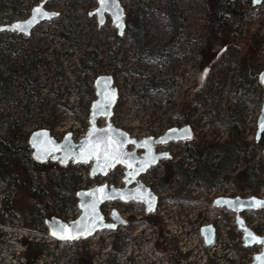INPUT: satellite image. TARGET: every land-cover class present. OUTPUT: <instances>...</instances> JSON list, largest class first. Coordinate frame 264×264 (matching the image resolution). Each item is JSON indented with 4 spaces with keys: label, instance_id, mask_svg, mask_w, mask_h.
<instances>
[{
    "label": "rangeland",
    "instance_id": "rangeland-1",
    "mask_svg": "<svg viewBox=\"0 0 264 264\" xmlns=\"http://www.w3.org/2000/svg\"><path fill=\"white\" fill-rule=\"evenodd\" d=\"M119 1L125 8L129 29L133 32L142 30L141 54L130 35L118 36L110 16L107 23L100 27L97 16L90 15L98 8V0H47L44 8L59 13V17L42 23L30 36L0 34V77L11 83L9 98L2 102L0 108V137L23 148L29 145L32 134L47 130L58 142L63 141L67 134H73L74 142L79 143L91 126V106L97 99L95 80L99 76L110 75L120 93L112 117L114 127L127 132L132 138L142 140L189 126L194 132L193 148L229 141L246 143L248 152L239 160L237 172L231 174L219 188H224L221 194H231L234 198L264 197V156L262 150L256 147L257 121L264 89L261 96L257 93L259 83L245 92L235 90L239 75L237 60L242 55L238 43L252 33L258 34L261 42L259 66L264 70V3L244 19L229 44L211 51L212 55H217L216 63L214 67L212 62L209 63L206 68L209 76L202 83L201 53L207 25L205 0ZM42 2L44 0H0V25L28 19L32 9ZM237 7L247 10L250 5L244 0H237ZM169 12L180 20L177 31ZM86 50L96 51L97 67L81 75L79 59ZM80 76L82 84L79 83ZM98 126L105 127L106 121H99ZM258 144L264 149V137ZM186 149L187 145L178 144L170 150L174 155L173 164L193 171L195 166L186 157ZM20 155L31 157L24 177L12 172L9 160L0 156V249L6 252L10 248L16 249L13 240L20 234L17 230L19 223L16 216L12 218V214L26 220L29 230H33L34 226H43L41 208L32 199L33 194L43 191L45 203L50 206L54 203L51 207L54 216L51 218L57 215L55 205L62 203L58 199L57 188L49 183V176L57 178L60 170L52 163L43 170H37L32 164L33 152L21 151ZM220 157L215 155L214 164L218 163ZM249 165H257L258 178L252 191L243 192L235 187L234 179ZM166 166L165 162L160 163L142 179L159 195L158 211L154 216L163 218L164 225L170 230L164 228L162 232L172 237L163 236L164 242L161 237L158 244L171 252L175 247L176 251H180L182 246L192 250L196 241L195 227L210 223L213 219L217 221L212 211L211 193L200 192L199 195V190L192 185L184 190L177 203L169 202L167 197L183 191L185 185L173 179L161 191ZM91 169V165L67 169L64 182L69 186L72 204L68 205L69 209L74 210L73 195L77 190H88L104 184L115 188L125 187L124 168L119 167L106 178L99 177L94 182L88 177ZM3 172L8 175L3 177ZM229 188H234V192ZM192 194H195L193 198L196 201L190 198ZM113 211H118L125 220L133 219L131 228L119 229L115 234H98L88 243L55 247L53 251L56 252L49 254H46L45 230L32 233V243L26 254L29 264H35L42 258L45 264H49L50 257L58 264L70 255L76 259L69 261V264H100L101 260H105L102 256L106 255L103 254L107 253L116 237L125 244L118 256L121 260L117 261L118 264H174L178 254H164L156 244L150 246L154 237L150 228L144 229L141 223V218L146 216L142 207L109 204L103 210L107 221H110ZM29 217L32 218L31 224L27 221ZM196 217L198 221L193 222ZM243 217L254 232L264 236V211ZM234 219L230 218L219 226V245H223L222 240L225 241L223 228L230 227L233 231ZM5 237L8 238L6 241ZM234 237L239 236L234 233ZM165 238L172 242L169 246H166L168 241ZM38 245L42 248L37 249ZM216 248L221 257H227L222 247ZM249 251L248 255L242 257L233 253L237 257L235 263L251 264V256L259 254L261 248ZM130 253L136 255L131 258L133 261L129 258ZM122 254L126 261L122 259ZM215 254L218 252L215 251ZM209 255L205 252L203 257V251L196 248V252L192 250L194 259L186 260L183 255L182 259L177 258L176 264H204Z\"/></svg>",
    "mask_w": 264,
    "mask_h": 264
},
{
    "label": "water",
    "instance_id": "water-1",
    "mask_svg": "<svg viewBox=\"0 0 264 264\" xmlns=\"http://www.w3.org/2000/svg\"><path fill=\"white\" fill-rule=\"evenodd\" d=\"M46 1L44 0V2L34 7L28 19L0 25V34L9 33L30 36L34 29L42 23L59 17V13L48 11L44 8ZM263 3L264 0H253L252 4L257 7ZM37 7L42 9L45 13L44 16H34V10ZM90 15L97 16L100 27L107 23L108 16H110L112 24L118 30L119 37L125 35L127 29L126 11L119 0H110L106 9H101L99 4L98 8L91 12ZM16 25L24 26L23 30H15ZM258 80L264 89V70L259 74ZM95 89L97 99L91 106V126L86 137L79 143L74 142L73 134H67L63 141L58 142L47 130L35 132L29 140V147L33 152V161L38 165H47L51 162L59 164L62 168H67L72 163L74 165L93 164L92 179L106 178L119 167L126 170L125 187L123 189L104 184L77 193L76 198L81 216L74 223L66 224L56 217L47 221L46 225L50 238L59 244L88 241L104 232L116 233L120 227L126 225L125 220L118 211H113L110 216V222L107 221L106 216L103 214V209L109 204H137L144 206L146 215H155L159 206V196L140 179L150 169L157 167L161 162L171 159L169 153H157L156 147L166 146L171 143L191 142L194 139L193 130L189 126L171 129L158 139L147 138L140 141L132 138L130 134L114 127L112 124L114 110L120 98L119 90L115 87L114 78L110 75L99 76L95 80ZM101 120L106 121V126L103 128L98 126V122ZM262 121H264V100L257 121L256 143H260L264 137V131H261ZM93 130H95V136L92 135ZM98 139L103 141L100 144V149L104 148L105 143L113 144L115 142V147L118 151L109 149L110 154L116 157V159L110 160V166L104 167L102 163L101 167H97L96 158H88ZM139 153H142L141 157L138 156ZM128 165H131V167ZM100 189H103V191H99ZM213 206L218 209H225L235 215L236 228L242 234L244 247L248 249L261 248V252L254 255L251 264H264V243L258 242L264 241V236L256 234L242 216L245 213L264 211V199L258 197H220L213 201ZM77 224L80 227L70 232H65L60 227L69 226L71 228ZM200 233L207 247L214 245L217 230L213 225L202 227Z\"/></svg>",
    "mask_w": 264,
    "mask_h": 264
},
{
    "label": "trees",
    "instance_id": "trees-1",
    "mask_svg": "<svg viewBox=\"0 0 264 264\" xmlns=\"http://www.w3.org/2000/svg\"><path fill=\"white\" fill-rule=\"evenodd\" d=\"M244 1L250 5L249 9L247 10L238 9L237 0H205L207 25L206 36L204 38V49L201 53L202 83L206 82L207 77L209 76V72L206 71L209 63L212 62L213 67L216 63L217 55H212L211 51H213L216 47H224L229 44L231 42V38L235 35V32L241 27L244 19L256 9V7H254L252 4L253 0ZM169 16L173 22V27L177 31L181 25L179 18L175 17L172 12H169ZM129 34L132 36L136 46L138 45L140 47V54L143 53V41L139 31L133 32L130 29ZM12 36H14V34ZM238 45L242 50V55H240L237 60L239 75L235 90L239 92H245L250 90L254 84L259 83L258 77L263 71V69H261L259 66V57L262 47L259 36L256 33L250 34L245 38V40L240 41ZM97 61L98 55L96 51L86 50L84 55L79 59L81 75H84L88 71L95 70L97 67ZM211 68L212 66L210 67L209 71ZM205 72L206 74L203 76ZM79 83L82 84L81 76L79 77ZM10 88L11 83L7 79L0 77V108L2 102L8 100ZM257 93H259L260 96L263 94V88L261 85H259ZM262 101L263 98L261 99L260 103H262ZM182 111L184 112L183 108ZM191 145V142L187 144L186 157L195 166L193 171L185 170L180 165L168 164L166 166L165 178L161 185V191H164L169 186V182L173 179L182 181L185 185V187H182L183 191L180 190L174 195L167 197L169 202L173 201L172 203H177L178 200H180L179 197L183 195L184 190L187 187H191L192 185L196 186V188L203 194L209 195L210 193L214 192L217 188L225 184L231 174L237 172L239 160L242 158V156L247 154L249 148L246 143H240L237 141H229L223 144L216 143L204 148H193ZM256 147L262 150V154L264 156V149L261 147V145L256 144ZM21 151L32 152L29 145L23 148L16 147L14 146L13 142H7L0 137V156H3L9 160V165H11L10 167L13 170L12 172L24 177L27 162H30L31 157L21 156ZM215 155L221 156L217 164H214ZM23 159H26V161L22 162ZM32 164L37 170H43L48 167V164L38 165L34 161ZM52 165L57 167L60 170V173L57 178L54 176H49V183L54 185L57 188V191L61 192L63 195L68 194L69 186H67V184L64 182L67 169L61 168L58 164ZM246 169L247 170L239 173L234 179L235 187L243 192L248 190L252 191L258 178L257 165H249ZM6 175H8L7 172L2 173L3 177ZM96 179L90 178L89 180L94 182ZM42 193L44 192L40 191L38 194H33L32 199L37 202V205L41 208V212L47 214L48 219H50L52 216H54V212L51 206L45 203L44 195ZM73 197L75 199L73 204L74 208L76 209V196L73 195ZM61 202H64L66 206L72 205L71 201L65 197L61 200ZM211 206L213 215L217 219V224L220 226L229 221L230 218L234 217L233 213L225 209L215 208L212 202ZM146 222L150 226L156 223L159 225V227L162 226L161 222L152 216H150ZM160 232H162V230ZM235 232H237L236 229H233V231L229 233L231 241H233L235 238ZM157 246L164 254H173V252H175V249L171 252L168 251L165 246H160L159 244ZM121 251L122 246L120 244V239L119 237H116L112 243L109 264H118L117 259L121 254ZM233 252L237 254V256L242 257L248 255V252L250 251L249 249L244 248L243 243L241 242L237 246L233 247ZM177 258L182 259V256L178 254ZM177 258H175L176 261L174 264L177 263ZM208 264L216 263L214 261H209Z\"/></svg>",
    "mask_w": 264,
    "mask_h": 264
},
{
    "label": "built area",
    "instance_id": "built-area-1",
    "mask_svg": "<svg viewBox=\"0 0 264 264\" xmlns=\"http://www.w3.org/2000/svg\"><path fill=\"white\" fill-rule=\"evenodd\" d=\"M74 166L75 165H71V167H74ZM83 166H88V165H83ZM89 172H91V171H89ZM223 189L224 188H222V189L219 188V189L215 190L214 192H212L209 195L211 201H214L215 199H217L219 197L234 198V197H232L231 194L230 195L229 194H221V192H222ZM77 191H80V190H77ZM229 191L234 192V188H229ZM198 194L200 195V191L198 192ZM64 195L61 192H58V194H57L58 199L62 200L64 197L67 198V199H70V195L69 194H66L65 196ZM193 197H196L195 194H192L191 195V198L194 201H196L195 198H193ZM262 198L264 199V197H262ZM51 205L53 206L54 203L51 204ZM69 208H70L69 206L63 205V203H61V205H57V206L55 205V210H57L56 217L59 218L60 220H62L66 224L74 223L81 216V212H80L79 209L71 210ZM58 210H60V212ZM41 214L43 215V218H44L43 226H41V227L40 226H34L33 227V230H29L28 229V227H27L28 224H27L26 220L22 219L21 216H18L17 214H15V215L12 214L11 215L12 218L16 216L17 222L19 223V225L17 226V230H18V232H20V234L17 235L16 238L13 240L14 243L16 244V249L15 250H12L10 248L9 251L6 252V250H2V248L0 249V264H29V262H28V260L26 258V254L28 253V250L30 248V243H32V240H31L30 236H31L32 233H34V234L38 233V231L43 232L45 230V234H46V238H47V241H45L47 243V245H46V250H47L46 252L47 253L46 254L55 253L56 250H55V252L53 251L55 249V247H65V246H68V245H74L76 243H88V242L91 241V239H90L89 241H85V242H82L81 241V242L69 243V244H59V243L55 242L54 240H52L50 238L49 230H48V227L46 225L47 221L49 220L48 217H47V214L42 213V212H41ZM249 214H253V213H247L246 215H249ZM6 217L8 218V216H6ZM160 218L163 220L162 217H160ZM258 220H259V218H258ZM27 221L31 224L32 218L29 217L27 219ZM197 221H198V218L196 217L193 220V222H197ZM233 223H234L233 224V229H236V227H235L236 226L235 219H234ZM163 224H164V221H163ZM209 225H216L217 238H216L215 243H214L213 246L207 247L206 244H205V242H204V240H203V238H202V236H201V233L200 232H201V228L202 227L209 226ZM219 226L220 225L217 224V221H215L213 219L210 223L204 224L203 226L201 224H199L197 227H195V231H196V237H195V239H196V241L193 244L194 246H192V250L196 252V248H198L199 250L203 251V257H204L205 252H207V253L210 254L209 257L204 260V264H208L209 261H215L216 264L217 263L218 264H231L232 262H234V264H238V263H235V260L237 259V257H236L235 254H233L234 253L233 252V247L234 246H237L238 244L241 243L242 237H241L240 233L237 231L235 233L239 237L234 238V240L231 241L230 240V237H229V233L232 231V229L230 227L223 228L224 230L222 231V233L224 235L225 241L222 240L221 243L223 245H219L218 244L219 243V240H218V232H219V228H220ZM38 227L41 228L42 230L39 229ZM255 230H257V229H255ZM170 235L171 234L168 233V236L166 235V237H170ZM170 238H172V237H170ZM7 239L8 238L5 237V241ZM37 242L39 243V241H37ZM154 244H155V240L153 239L152 242L150 243V246H153ZM217 246H219V248H221V247L223 248V250L228 254L227 257H225V256L221 257L220 256L219 250L217 248L215 249V247H217ZM34 247H36V246H34ZM182 247L183 248H181L180 251H178V250L176 251V248H175V252L174 253L175 254H179L181 256H183V255L186 256V260H189V259L192 260V259H194V257L192 256V250H190V248L189 249H185L186 247H184V246H182ZM38 248H42V246L41 245L40 246L38 245L37 246V249ZM111 248H112V246L109 247V249H108V251H107L106 254H103V255H106V256H102V258L105 259V260H101L100 261V264H108V256L111 253ZM130 251H132V249H130ZM215 251L218 252L217 255L215 254ZM57 252L59 253V249L57 250ZM179 252H181V253H179ZM133 256L136 257L135 253L134 254H132V253L129 254V258L130 259ZM150 257H151V255H150ZM251 257H252L251 258V261H252L254 256H251ZM50 258L51 259L48 262L49 264H57L56 262L53 261V258L52 257H50ZM125 258H126L125 255H123L122 256V259H124L126 261ZM73 259H76V258H74L73 255H70L68 257L65 256L63 258V260L60 261L58 264H69V261L72 262ZM119 260L120 259H117V261H119ZM133 260L134 259H131V261H133ZM35 264H45L44 258H42L41 260H39Z\"/></svg>",
    "mask_w": 264,
    "mask_h": 264
},
{
    "label": "flooded vegetation",
    "instance_id": "flooded-vegetation-1",
    "mask_svg": "<svg viewBox=\"0 0 264 264\" xmlns=\"http://www.w3.org/2000/svg\"><path fill=\"white\" fill-rule=\"evenodd\" d=\"M33 10V9H32ZM129 27H128V25H127V29H126V32H125V35L124 36H126V35H130L129 34ZM137 31H139V33L141 34V32H142V30L141 29H137ZM117 34H118V32H117ZM13 35V34H12ZM119 36V35H118ZM123 36V37H124ZM131 36V35H130ZM132 37V36H131ZM136 45V44H135ZM138 46V45H137ZM139 47V46H138ZM139 49H140V47H139ZM140 51H141V49H140ZM194 133V132H193ZM163 136V135H162ZM161 137V136H160ZM160 137H157V138H155V139H158V138H160ZM152 138H154V137H152ZM145 139H147V138H145ZM142 140H144V139H142ZM141 141V140H140ZM193 141V140H192ZM191 141V142H192ZM188 143H190V142H184V143H171V144H168V145H166V146H159V147H156V152L157 153H169L170 155H171V159L170 160H167V161H164L165 163H166V165H168V164H173L174 163V155L171 153V149L175 146V145H178V144H182V145H187ZM163 149V150H158V149ZM142 154V153H141ZM141 154L139 153L138 154V156L139 157H141ZM51 163V162H50ZM162 163V162H161ZM168 163V164H167ZM160 165V164H159ZM173 165H180V164H173ZM181 166V165H180ZM182 167V166H181ZM184 168V167H183ZM154 168H152V169H150L146 174L148 175V173L150 172V171H152ZM185 169V168H184ZM126 172V171H125ZM146 174H144L142 177H141V181H142V179L145 177V176H147ZM125 178V177H124ZM123 182H124V180H123ZM182 182V181H181ZM125 184V183H124ZM125 186V185H124ZM120 189H123V188H120ZM121 204V203H120ZM123 206H126L127 208H131V207H142L143 209H144V206H141V205H137V204H130V205H124V204H122ZM75 209V208H74ZM144 212H145V209H144ZM146 215V214H145ZM152 217H155V218H157L160 222H161V224H162V226L161 227H159V225H157V223L156 224H152V226H150V225H148V223L146 222L148 219H149V217L150 216H148V215H146L144 218L142 217L141 219L143 220V222H141L142 224H144V229H148V228H150V231H151V233H153V239L155 240V244H156V246L158 245V241L159 240H161V237L163 238V236H168V234H166V233H163V232H160L161 230H163L164 228H166L167 230H169V228L167 227V226H164V224H163V220L160 218V217H158V216H154V215H151ZM123 218V217H122ZM124 219V218H123ZM125 220V219H124ZM133 220V219H132ZM132 220H130V219H128V220H125V222H126V225H124V226H122V227H120V229H125V230H128V229H130L131 228V226L133 225L132 223H133V221ZM141 221V220H140ZM164 231V230H163ZM217 235V234H216ZM216 238H217V236H216ZM165 240H167L168 242L166 243V245L167 246H169L170 245V243H172L170 240H168L167 238H165ZM162 241L164 242V238L162 239ZM120 244H121V246H122V249H123V245H125V244H123L122 242H120ZM122 252V251H121ZM109 260H110V255L108 256V264H109ZM231 264H234V262H232Z\"/></svg>",
    "mask_w": 264,
    "mask_h": 264
},
{
    "label": "snow or ice",
    "instance_id": "snow-or-ice-1",
    "mask_svg": "<svg viewBox=\"0 0 264 264\" xmlns=\"http://www.w3.org/2000/svg\"><path fill=\"white\" fill-rule=\"evenodd\" d=\"M110 0H99V4L101 9H106L108 7ZM45 13L42 11V9L40 7H37L34 10V16H44ZM24 26L21 25H16L15 26V30H23ZM261 131H264V121L261 122ZM93 136L96 135L95 130H93L92 133ZM103 141L101 139L97 140V144L95 146V148L91 151L90 155H89V159L95 157L97 160V167H101L102 163L104 167L110 166L109 162L112 159H116V157L112 156L109 152V149H111L112 151H118V149L115 147V142L113 144H108L105 143L104 144V148L100 149V144ZM119 162V161H118ZM129 167H131V165H128ZM99 191H103V189H100ZM65 232H70L71 230H74L75 228H79L80 225H73L71 228H69V226H60ZM55 235V233H53ZM259 243H264V241H258Z\"/></svg>",
    "mask_w": 264,
    "mask_h": 264
}]
</instances>
